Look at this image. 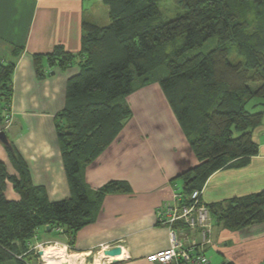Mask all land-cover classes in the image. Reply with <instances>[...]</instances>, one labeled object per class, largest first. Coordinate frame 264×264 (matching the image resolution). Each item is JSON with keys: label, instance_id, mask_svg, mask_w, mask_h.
Listing matches in <instances>:
<instances>
[{"label": "trees", "instance_id": "1", "mask_svg": "<svg viewBox=\"0 0 264 264\" xmlns=\"http://www.w3.org/2000/svg\"><path fill=\"white\" fill-rule=\"evenodd\" d=\"M173 1L182 13L160 21L161 0H103L109 24L84 21L78 54L62 46L48 54L51 64L63 68L79 57V72L68 79L66 104L56 116L71 196L50 200L43 186L32 183L10 141L6 147L15 173L0 161V262L26 264L19 255L29 253L40 228L72 246L76 233L95 220L107 194L131 191L124 180L92 190L83 170L131 116L127 96L152 81L162 87L199 160L177 177L185 199L203 190L216 171L244 167L259 153L254 131L264 117V0ZM214 37L211 50L193 53ZM230 47L244 61L234 62ZM35 59L38 75L45 76L41 58ZM14 68V61L0 62V130L11 113ZM7 181L18 199L7 197ZM207 206L227 228L242 229L264 222V189Z\"/></svg>", "mask_w": 264, "mask_h": 264}, {"label": "crops", "instance_id": "2", "mask_svg": "<svg viewBox=\"0 0 264 264\" xmlns=\"http://www.w3.org/2000/svg\"><path fill=\"white\" fill-rule=\"evenodd\" d=\"M105 6L103 0H0V62H15L11 113L4 130L25 160L32 183L43 186L52 201L71 196L56 116L65 107L68 79L79 72V62L63 68L47 56L57 46L78 54L83 22L97 24V14L106 11ZM105 16L110 18L108 7ZM36 55L46 73L43 77L37 72ZM126 102L131 116L116 139L84 168L83 178L92 190L124 180L131 191L107 194L95 220L76 233L73 245L86 255L120 245L122 260L114 264H157L147 255L170 246V229L158 223V209L182 188L177 177L199 160L159 83L134 91ZM254 134L259 153L244 167L212 174L202 193L206 205L264 189V125ZM0 161L15 173L1 140ZM211 218L209 242L203 248L212 264H264V222L231 230L213 213ZM189 234L200 241L194 230ZM50 237L55 236L40 228L33 240ZM65 247L57 249L62 252Z\"/></svg>", "mask_w": 264, "mask_h": 264}, {"label": "built area", "instance_id": "3", "mask_svg": "<svg viewBox=\"0 0 264 264\" xmlns=\"http://www.w3.org/2000/svg\"><path fill=\"white\" fill-rule=\"evenodd\" d=\"M202 193L203 190H194L188 200L182 190L176 188L172 199L160 205L158 223L169 227L170 246L149 253V261L157 264H212L203 248L209 242L212 218L209 207L202 201ZM57 230L62 229L58 227ZM190 230L199 234L200 241L189 234Z\"/></svg>", "mask_w": 264, "mask_h": 264}, {"label": "rangeland", "instance_id": "4", "mask_svg": "<svg viewBox=\"0 0 264 264\" xmlns=\"http://www.w3.org/2000/svg\"><path fill=\"white\" fill-rule=\"evenodd\" d=\"M106 7V6H105ZM159 8H160V15L158 17V20L160 21H167L170 19H173L175 17H177L179 14L182 13V9L179 8L173 0H161L160 4H159ZM105 12V14H104ZM106 13H107V7H106V11H101L99 10V14H97V24L99 25H107L110 23V18L107 17L106 19ZM216 44V38H212L210 39L204 46H202L201 48L193 51V53H197V52H208L209 50H211ZM230 57L234 62H238V61H244V57H242L240 54H238L237 50L234 47H230ZM79 57H77L75 59V61H79L78 60ZM152 83H158L157 81H152L149 84ZM148 85V84H147ZM146 86V85H145ZM144 87V86H142ZM140 87V88H142ZM138 88V89H140ZM136 89V90H138ZM262 110H264V108L262 107ZM9 122V118L5 119V124H7ZM9 124V123H8ZM262 125H264V117H263V122ZM8 134L11 138H13L12 132L11 130H7ZM258 138V137H256ZM182 184V180L180 179L178 181L177 185H181ZM5 192L6 195L9 198H17L18 195L15 192V190L13 189V185L10 181H8L6 188H5ZM51 238V237H50ZM53 244H57V248L58 246H66L65 249L66 251H59L57 248H52V250H48V248H46L45 250L49 251L50 255L48 254L47 257L45 258L46 262H44L42 256L39 254V251L46 246H50ZM29 252L27 253H23L22 258L20 259H25L27 260L26 262L29 264H58V262L60 261H69L68 264H106L107 261L104 260L103 258L108 257L107 255L101 254V250H95L94 252H92L90 255H86L85 253H79L78 251H76V249L74 248V245L70 246L67 241H62L61 239H59L58 237H52L51 239H45L43 240L38 239V240H33L32 242L29 243ZM35 246H37L36 248H34ZM55 246V245H54ZM104 252V251H103ZM81 254L76 260H71L70 255L72 254ZM20 256V255H19ZM69 259V260H68ZM78 261V263L76 262ZM0 264H18L16 260L12 259L9 260L7 262H0Z\"/></svg>", "mask_w": 264, "mask_h": 264}, {"label": "water", "instance_id": "5", "mask_svg": "<svg viewBox=\"0 0 264 264\" xmlns=\"http://www.w3.org/2000/svg\"><path fill=\"white\" fill-rule=\"evenodd\" d=\"M0 140L6 145V146H10L11 142L10 139L6 133L5 130L0 131ZM105 254L108 257L103 258L106 261H109L110 264H114V263H118L119 261H121L122 259V247L120 245H116L113 247H110L108 249L104 250ZM39 254L42 255V251H39ZM59 264H68L67 262H63V263H59ZM225 264V263H222Z\"/></svg>", "mask_w": 264, "mask_h": 264}, {"label": "bare ground", "instance_id": "6", "mask_svg": "<svg viewBox=\"0 0 264 264\" xmlns=\"http://www.w3.org/2000/svg\"><path fill=\"white\" fill-rule=\"evenodd\" d=\"M54 245V244H53ZM53 245H50V246H46V247H43L40 251H42V258H43V260H44V262H46V260H45V258L47 257V255L49 254L50 255V253H49V251H47V250H45L46 248H48V250H52V248H54L53 247ZM101 254H104V255H106L105 254V252H101ZM81 255V254H80ZM79 254H72V255H70V257H71V260L73 259V260H76L79 256H80ZM69 260V259H68ZM72 260V261H73ZM63 262H69V261H60V262H58V264L59 263H63ZM77 263H78V261H76Z\"/></svg>", "mask_w": 264, "mask_h": 264}]
</instances>
